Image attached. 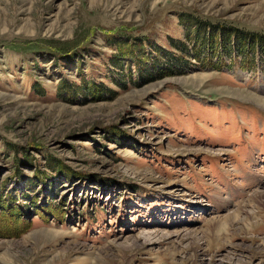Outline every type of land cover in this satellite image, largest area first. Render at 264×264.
<instances>
[{
    "label": "rangeland",
    "instance_id": "rangeland-1",
    "mask_svg": "<svg viewBox=\"0 0 264 264\" xmlns=\"http://www.w3.org/2000/svg\"><path fill=\"white\" fill-rule=\"evenodd\" d=\"M262 158L264 0H0V264H264Z\"/></svg>",
    "mask_w": 264,
    "mask_h": 264
},
{
    "label": "bare ground",
    "instance_id": "bare-ground-1",
    "mask_svg": "<svg viewBox=\"0 0 264 264\" xmlns=\"http://www.w3.org/2000/svg\"><path fill=\"white\" fill-rule=\"evenodd\" d=\"M256 195V196H255ZM263 195H264V191H255V193L253 194V195H251V198H252V200L253 201H255L256 202V204L258 205V203L259 202H261V200L263 199ZM253 197H254V199H253ZM220 198H222V196L220 195ZM219 198V199H220ZM222 200H226L225 198H223ZM197 204V203H196ZM247 206V203H243V204H240V206H239V208L237 209V212H239L240 211V209L241 210H245V207ZM259 207V206H258ZM248 212V211H247ZM252 212V211H251ZM234 214H237L236 212H234V213H232L231 215H226L225 217H224V219L220 222V223H218V224H216V231L215 232H217L218 231V229L220 228V230H221V227L222 226H224L225 224H222L224 221H229L230 219L232 220V218H234ZM248 215H250V212L248 213ZM253 215V214H252ZM238 217V216H237ZM244 219V217L241 219V220H243ZM251 220H252V218H251ZM231 224V223H230ZM245 224V226H246V223H244ZM252 227H253V225H252ZM251 227V228H252ZM227 229V228H226ZM197 232V231H196ZM217 233H219V232H217ZM152 233H150V236H149V238L147 239V238H145V243H148L149 241H151V240H153V238L155 237H152V235H151ZM156 234V233H155ZM154 234V235H155ZM188 234V233H187ZM189 235V234H188ZM197 236H198V234H197ZM169 235H167V234H164V235H162V236H160L159 237V239L160 240H167V239H169ZM188 237H190V238H192L193 239V237H195V236H193V235H189ZM141 238H142V236H141ZM200 238V237H199ZM140 240V238L139 237H137L136 238V240L133 242L134 243V245L135 244H137V242ZM144 241V240H143ZM262 244V243H261ZM264 245V244H263ZM132 246V245H131Z\"/></svg>",
    "mask_w": 264,
    "mask_h": 264
},
{
    "label": "trees",
    "instance_id": "trees-1",
    "mask_svg": "<svg viewBox=\"0 0 264 264\" xmlns=\"http://www.w3.org/2000/svg\"><path fill=\"white\" fill-rule=\"evenodd\" d=\"M50 43H53L54 45H57V46H59V50H60V52H63L64 50L66 51L67 50V47L66 46H64L62 43H60V44H56L55 42H52V41H49ZM129 42H125L124 40H119V45L120 46H124V45H127ZM176 47L179 49V50H183V48L181 47V45L180 44H176ZM52 55H59V54H57V53H55V52H50ZM67 87L68 88H70V89H75V84H68L67 83Z\"/></svg>",
    "mask_w": 264,
    "mask_h": 264
}]
</instances>
